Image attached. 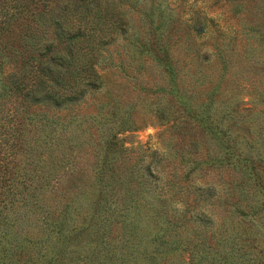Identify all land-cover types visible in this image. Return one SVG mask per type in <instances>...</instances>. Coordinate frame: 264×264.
I'll list each match as a JSON object with an SVG mask.
<instances>
[{
	"label": "trees",
	"instance_id": "16d2710c",
	"mask_svg": "<svg viewBox=\"0 0 264 264\" xmlns=\"http://www.w3.org/2000/svg\"><path fill=\"white\" fill-rule=\"evenodd\" d=\"M144 1L0 0V264H246L242 256L237 261L229 239L224 242V250L232 253L228 261L220 262L206 249L200 223L210 218L201 188L192 202L169 204L150 182L159 179L156 168L115 166L125 158L111 154L114 136L92 146L102 155L87 181L79 162L90 140L75 135L72 117L64 122L54 114L77 109L102 88L98 65L113 53L127 55L129 48L139 55L152 53L175 88L184 87L176 78L177 48L192 67L211 56L220 61L216 91L228 80L225 58L263 56L264 65V0H229L232 17L225 29L220 24L225 19L211 15L207 5L195 7L193 0L188 19L158 22L162 33L154 29L155 12L146 11ZM196 69L204 75L200 64ZM256 93L262 106L253 120L259 124L264 92ZM223 108L212 114L219 118L215 122L205 106L201 116L207 119L196 123L226 138L230 154L249 169H241L243 176L255 165L264 171L262 153L256 159L250 155L253 132L246 117L237 119ZM159 115L163 118L165 109ZM186 117L193 119L190 110ZM256 133L264 137L262 127ZM236 137L245 139L247 152L239 150ZM242 195L246 199L234 205L235 213L243 207L263 213L264 204L247 200L248 191ZM253 261L264 264V257Z\"/></svg>",
	"mask_w": 264,
	"mask_h": 264
},
{
	"label": "rangeland",
	"instance_id": "374dc122",
	"mask_svg": "<svg viewBox=\"0 0 264 264\" xmlns=\"http://www.w3.org/2000/svg\"><path fill=\"white\" fill-rule=\"evenodd\" d=\"M228 1L196 0L195 7L207 5L211 15L225 19L220 21L221 28L225 29L232 17ZM143 5L146 11L152 9L155 12L153 27L157 33H162L163 27L158 22L188 19L193 0H145ZM161 16L164 18L162 21ZM231 28L236 26L232 23ZM240 32L239 28L235 43L237 49L242 42ZM180 35L183 36L181 31ZM127 51L128 54L121 57L113 53L110 60L98 65L102 88L87 96L77 109L54 113L59 114L64 122L72 117L75 121L70 128H74L75 135L90 140L89 149L81 153L83 158L79 162V171L87 181H91L102 155V152L98 153L99 147L92 146L102 138L114 136L116 146L110 150L111 154L125 158L123 163L115 166L123 167L124 171L135 164L141 168H156L159 179H150V182L156 187L155 194L164 201L171 205L190 203L196 194L205 193L201 199L210 220H204L200 226L205 230L206 249L215 253L220 262L225 258L228 261L232 254L230 250H224L225 239L232 243L234 254L238 252L237 261L243 259L255 264L253 260L263 259L264 238L260 237L264 235V211L261 215L244 207L242 212L234 211V205L246 199L243 191H248L247 200H252L253 204H264V171L254 164L259 152L264 157V137L261 139L256 133L260 127L264 131V122L257 124L253 120L254 110L262 106L256 92H264L263 56L249 58L235 54L225 58L228 80L216 91L213 87L220 81L218 74L222 64L213 56L195 62L192 67L190 57L182 56V51L177 48L173 56L178 73L176 78L183 80L184 87L175 88L170 75L152 53L139 55L130 48ZM197 64L201 65L206 77L200 75ZM206 82H211V85ZM205 106L211 107L210 121H219L218 116L212 114L223 106L232 110L237 119L246 117L249 132H253L250 142L254 144L249 150L255 165L250 175L243 176V164L230 154L233 148H228L224 142L226 138L218 133L209 134L196 123L201 118L207 119V114L201 116ZM164 109L165 115L160 118L159 111ZM189 110L192 120L186 117ZM234 139L242 153L248 151L245 139ZM194 160L199 162L198 166L193 164ZM243 170L249 172V169ZM171 180L175 183L170 184ZM198 188H201L199 192L196 191ZM226 192H229L227 197L224 195ZM189 235L192 238V230ZM257 237L259 239L255 240ZM220 238L222 241L217 243Z\"/></svg>",
	"mask_w": 264,
	"mask_h": 264
}]
</instances>
